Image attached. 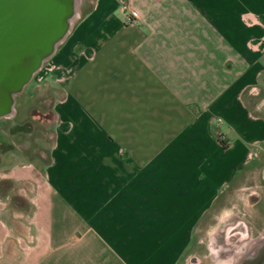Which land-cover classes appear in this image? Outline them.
I'll return each mask as SVG.
<instances>
[{"label": "crops", "instance_id": "crops-1", "mask_svg": "<svg viewBox=\"0 0 264 264\" xmlns=\"http://www.w3.org/2000/svg\"><path fill=\"white\" fill-rule=\"evenodd\" d=\"M37 81L0 135V183L34 162L26 124L52 120L40 264H179L264 142L245 97L264 85V0H93ZM14 221L0 256L33 248Z\"/></svg>", "mask_w": 264, "mask_h": 264}, {"label": "rangeland", "instance_id": "rangeland-1", "mask_svg": "<svg viewBox=\"0 0 264 264\" xmlns=\"http://www.w3.org/2000/svg\"><path fill=\"white\" fill-rule=\"evenodd\" d=\"M92 2L93 0H76V7L73 11L77 13V18L74 19L71 25H69L70 23L68 24L69 26L67 25L68 28L66 27L64 34L56 41L54 50L33 70L31 77L15 93L13 104H11L13 112L0 115V135L3 133L6 135V137L2 136L5 145H8L9 142L6 141L10 138V115H16L15 113H19L20 108L25 105L36 80H39L37 83L40 85L43 67L47 64L55 49L69 34L78 18ZM39 95L37 94V96ZM245 97L249 105L256 108L258 113L264 114V104L260 103V101L264 100V85L253 90L247 89ZM32 101L31 98L29 103ZM31 113L32 106L29 105V115ZM52 123V120L39 118L26 124L29 129H33V146L35 151L37 150L36 153L38 155L34 154V162L29 160L26 163L28 169H26L27 171L25 170L26 173H23V176L20 172L18 177L9 176L7 172H2L0 216L13 224L16 222L14 218L33 221V232L30 233L28 231V235L32 238L34 245L30 249L29 247H20L19 243L12 242L8 246L7 253L6 251L4 252L7 255L0 256V264H40L43 250L41 247L37 248L35 246L41 243L42 232L36 231L38 228L37 222L40 219L35 213L39 202H41L42 195L46 192L45 184L43 183L53 142ZM12 128L16 129L15 126ZM251 161L248 167L244 168L241 178L228 185L222 191L221 197L211 208L210 212L200 221L193 240L179 264H223L226 259L232 260L236 250H246L245 245L248 241H258L259 237L264 233V142L259 146ZM15 172L17 173L18 170ZM19 233L23 236L26 235L24 232ZM79 234L75 233L73 238L77 239ZM79 247L77 250L78 255H88L89 251L87 248ZM3 250L6 249L4 248ZM32 250L35 252L34 254L31 253ZM73 250L70 249V251ZM45 251L52 257L57 256L56 248H49ZM245 253L240 254L235 263L229 264H252L249 262L250 260H246ZM32 261L34 262L32 263ZM54 264H56V261Z\"/></svg>", "mask_w": 264, "mask_h": 264}, {"label": "water", "instance_id": "water-1", "mask_svg": "<svg viewBox=\"0 0 264 264\" xmlns=\"http://www.w3.org/2000/svg\"><path fill=\"white\" fill-rule=\"evenodd\" d=\"M71 10V0H0V112L11 104L5 83L25 78L23 86L36 68L25 55L62 34Z\"/></svg>", "mask_w": 264, "mask_h": 264}, {"label": "bare ground", "instance_id": "bare-ground-1", "mask_svg": "<svg viewBox=\"0 0 264 264\" xmlns=\"http://www.w3.org/2000/svg\"><path fill=\"white\" fill-rule=\"evenodd\" d=\"M71 1H72V10L69 12V14L66 17L67 25L69 23H70L69 25H71L74 19L77 18L76 17L77 13L73 11V9H75L76 7V0H71ZM63 34L64 32L60 34L59 37L53 38L49 46H44V47L41 46L37 48L35 51L28 52L25 55L26 56L25 59H28V62L30 61L32 62L33 60L35 63V67L39 66V64L42 63L43 59L54 50V47L56 46V41H58ZM15 72L16 71H13L12 75H14ZM24 79L25 78H22L21 83L19 84V83H16L17 82L16 78L10 77L8 82L5 83L4 91L7 97L10 99L9 103L13 104L14 95L17 91L20 90L21 84L23 83ZM11 104L10 106H8L7 109H5V111H1L0 115L11 114L13 112V107H11ZM243 252L244 253L246 252L245 253L246 260L248 261L250 260L249 262H251L252 264L264 263V233H262L258 241L253 240L252 243L246 247V250L239 249L238 251H236L234 257L232 258L233 261L232 260L224 261L223 264L235 263V261L238 259L240 254H242Z\"/></svg>", "mask_w": 264, "mask_h": 264}, {"label": "flooded vegetation", "instance_id": "flooded-vegetation-1", "mask_svg": "<svg viewBox=\"0 0 264 264\" xmlns=\"http://www.w3.org/2000/svg\"><path fill=\"white\" fill-rule=\"evenodd\" d=\"M252 241H253V240L248 241V243H246V245H245V248H246L249 244H251ZM236 251H237V250H236ZM233 257H234V255H233ZM229 260H230V259H226V260H224V261H229ZM224 261H223V262H224Z\"/></svg>", "mask_w": 264, "mask_h": 264}, {"label": "built area", "instance_id": "built-area-1", "mask_svg": "<svg viewBox=\"0 0 264 264\" xmlns=\"http://www.w3.org/2000/svg\"><path fill=\"white\" fill-rule=\"evenodd\" d=\"M135 12H136V11H135L134 9H131V13H132V14H135Z\"/></svg>", "mask_w": 264, "mask_h": 264}]
</instances>
